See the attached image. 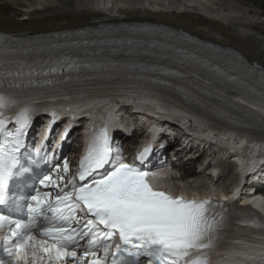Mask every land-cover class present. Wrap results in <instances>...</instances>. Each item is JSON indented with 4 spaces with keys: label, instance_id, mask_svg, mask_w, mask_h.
Returning <instances> with one entry per match:
<instances>
[{
    "label": "bare ground",
    "instance_id": "6f19581e",
    "mask_svg": "<svg viewBox=\"0 0 264 264\" xmlns=\"http://www.w3.org/2000/svg\"><path fill=\"white\" fill-rule=\"evenodd\" d=\"M100 23L109 27L115 24L157 25L160 29L152 30L150 35L143 31V34L121 36L124 39H138L142 44L152 40L158 41L167 48L171 47L169 50L173 53L174 46L181 47L205 58V63L219 66L240 80H246L248 84L256 85L257 82L258 89L264 90V11L251 8L244 0H0V32L23 37L28 35L29 41L41 39L39 36H33L34 34L75 30L87 26L97 27ZM176 31L188 32L204 43L211 42L222 49L235 50L239 55H233L230 51H212L203 44L180 39L182 37L176 34ZM193 60L185 59L179 65L198 79L197 87H192L186 80L172 75H169L168 79L178 85L185 84L191 93L199 96L206 106L201 105L202 109H217L222 115L229 114L239 119L237 121L250 134L251 139L232 129L223 130L224 128L217 126L214 119L208 115H199L196 110L197 105H200L199 101H184V104H180L181 99L178 97H161L154 94H144L140 98L137 94H129L124 98H137V102L142 103V112H138V116L145 128L152 126V116L149 113L155 109L160 113L155 114L156 116L161 115L176 122L170 124L168 119L161 125L159 136L163 140L160 145H165V152L175 150L181 156V150L185 147L192 149L194 144L202 147V143H206L209 148L216 147L219 155H234L238 163L237 171L234 175L231 172V178L228 177L231 180H226V184L223 179L227 177L224 178V171L221 173L220 170L223 164L221 159L224 158L217 160L218 156L214 153L212 154L216 161L209 163L211 167H204L212 168L206 175L198 173L187 160L184 161L185 173L182 178H169L173 171L167 170L164 174L168 175V178L163 176L156 181L174 190L183 182V178L192 179L196 184L195 189L188 191L183 184L182 192L186 196L208 199L212 195L225 208V212L220 215L224 218V226L220 229L221 238L218 242L223 249H212L202 256L211 258L213 264H264V192L261 191L264 187V101L257 100L259 97L256 92L250 91L246 85L229 81L206 67L202 68V61ZM254 62L259 63L263 70L253 67ZM127 73L140 75L135 70H129ZM132 105L135 107L137 103L133 101ZM120 107L122 113L126 111L125 115L130 112L131 107L118 106L105 97L95 98L79 103L78 114L90 111L93 114L92 121L87 127L92 124L97 130L100 124L98 110H111L114 114V125L121 119ZM35 115L39 119L43 117L39 111ZM188 118L192 119V123L188 122L189 127L186 126ZM176 127L192 136L194 143L185 138ZM85 133L86 137H91L95 132L89 127ZM129 142L128 140L125 143ZM169 147L172 149L169 150ZM173 170L175 171L174 167ZM244 177L246 180H252L253 186L258 188L249 192L251 187H244L240 199L234 200V190L238 189ZM214 182L221 184L215 186ZM227 236H230L228 240L231 239L232 242H225Z\"/></svg>",
    "mask_w": 264,
    "mask_h": 264
},
{
    "label": "snow or ice",
    "instance_id": "6c2138e0",
    "mask_svg": "<svg viewBox=\"0 0 264 264\" xmlns=\"http://www.w3.org/2000/svg\"><path fill=\"white\" fill-rule=\"evenodd\" d=\"M15 43L12 37L0 35V248L8 257V261L0 259V264H11L12 258L16 264H29V260L38 264L43 259L41 252L47 255L48 264H63L69 257L79 260L74 249L89 233V248L83 255L96 257L98 242L104 252V259H94L92 264H109V256L110 264H189L193 253L220 246L217 241L224 218L217 214L214 202L186 200L155 190L148 181L151 173L125 163L122 152L114 150L106 128L80 162L79 183L74 176L54 200L48 192L41 193L37 184L47 187L56 181L47 174H33L44 157L25 155L24 134L33 109L21 108L14 120L6 112L27 103L14 89L23 87L25 81L38 83L40 77L62 72L69 65L49 66L45 72L43 68L14 64L9 54L16 51ZM71 67L78 71L82 66ZM13 122L15 131L7 127ZM149 151L145 149L136 157L140 165ZM64 171H68L67 160ZM85 209L92 218L84 226L87 231L81 229L77 239V229L65 225L76 219L77 211ZM98 225H103L102 232L93 231ZM36 231L42 238H37ZM117 235L120 243L113 247L109 241ZM191 264L210 261L203 257Z\"/></svg>",
    "mask_w": 264,
    "mask_h": 264
},
{
    "label": "rangeland",
    "instance_id": "374dc122",
    "mask_svg": "<svg viewBox=\"0 0 264 264\" xmlns=\"http://www.w3.org/2000/svg\"><path fill=\"white\" fill-rule=\"evenodd\" d=\"M244 2L246 3V5L248 4V6H250L251 8H253V9H258V10H262V11H264V0H244ZM255 61V60H254ZM183 161H185V160H183ZM183 168H184V165L182 166ZM231 166L230 165H225V167H224V172H226V171H228V169L230 168ZM184 171L185 170H182V169H179V173L180 174H184ZM223 172V173H224ZM229 173H231V172H229ZM227 178H225V179H223V182H224V184H226V182L228 181H230L231 179H229V178H231V176H226ZM229 177V178H228ZM227 180V181H226ZM182 184H184V187H185V189L186 190H188V191H190V189L192 190V188L193 189H195V185L196 184H194V185H192L191 184V182H188V181H183V182H181ZM219 183V184H218ZM215 186H219L221 183L220 182H218ZM188 185V187H187V185ZM191 186H193V187H191ZM177 187V186H176ZM196 188H200L201 189V187H199V186H196Z\"/></svg>",
    "mask_w": 264,
    "mask_h": 264
}]
</instances>
